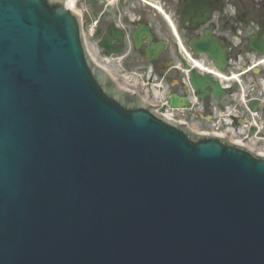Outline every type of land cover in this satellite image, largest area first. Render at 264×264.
Returning a JSON list of instances; mask_svg holds the SVG:
<instances>
[{
  "label": "water",
  "instance_id": "water-1",
  "mask_svg": "<svg viewBox=\"0 0 264 264\" xmlns=\"http://www.w3.org/2000/svg\"><path fill=\"white\" fill-rule=\"evenodd\" d=\"M196 1L182 22L209 18ZM65 4L0 0V264H264V158L119 89ZM209 35L188 45L223 70Z\"/></svg>",
  "mask_w": 264,
  "mask_h": 264
},
{
  "label": "flooded vegetation",
  "instance_id": "flooded-vegetation-1",
  "mask_svg": "<svg viewBox=\"0 0 264 264\" xmlns=\"http://www.w3.org/2000/svg\"><path fill=\"white\" fill-rule=\"evenodd\" d=\"M83 1L86 22H95L97 47L118 51L123 66L140 72L149 69L151 75L170 82L174 89H179L183 65L179 46L187 47L191 39L199 40L208 32L226 49L227 67L240 71L246 70L248 63L249 38L262 33L264 40V0H197L199 8L210 13L203 26L181 23V11L189 0ZM158 45L155 58L149 61L147 48Z\"/></svg>",
  "mask_w": 264,
  "mask_h": 264
},
{
  "label": "rangeland",
  "instance_id": "rangeland-1",
  "mask_svg": "<svg viewBox=\"0 0 264 264\" xmlns=\"http://www.w3.org/2000/svg\"><path fill=\"white\" fill-rule=\"evenodd\" d=\"M82 7H83L82 9H84V8H86V5H84V6H82ZM86 16H88L87 12L84 13L83 16H82V18H83L82 20H83L84 22H85V18H86ZM95 49H96V48H95ZM96 50H97V49H96ZM94 51H95V50H94ZM123 69L129 70L127 67H123ZM118 71H119L120 73H124V72L122 71V68H121V69L119 68ZM128 77H129V79H133V78L130 77V76H128ZM133 81H134V79H133ZM133 81H132V82H133ZM121 83H122V81H121ZM138 83H139V92H140V91H143L144 86L142 85V83H141L140 81H139ZM166 87H170V86H169L168 84H167L166 86L164 85V87H163L164 90H165ZM174 90H175V89H174Z\"/></svg>",
  "mask_w": 264,
  "mask_h": 264
},
{
  "label": "bare ground",
  "instance_id": "bare-ground-1",
  "mask_svg": "<svg viewBox=\"0 0 264 264\" xmlns=\"http://www.w3.org/2000/svg\"><path fill=\"white\" fill-rule=\"evenodd\" d=\"M71 2H73V0H71Z\"/></svg>",
  "mask_w": 264,
  "mask_h": 264
}]
</instances>
